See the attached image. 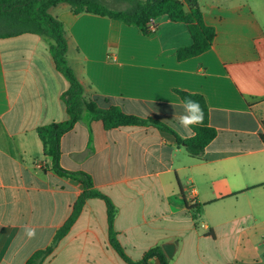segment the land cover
Instances as JSON below:
<instances>
[{
	"label": "crops",
	"instance_id": "0c3cea01",
	"mask_svg": "<svg viewBox=\"0 0 264 264\" xmlns=\"http://www.w3.org/2000/svg\"><path fill=\"white\" fill-rule=\"evenodd\" d=\"M199 2L217 37L210 51L182 62L176 51L192 37L167 17L150 36L85 13L65 29L68 63L102 109L118 106L188 139L193 132L181 135L173 118L183 112L174 90L203 95L218 135L202 159L154 126L107 130L85 113L61 140V165L89 174L112 200L118 239L134 261L178 242L171 264H264V0ZM52 45L35 34L0 37V264H26L50 246L83 192L52 170L37 133L69 118L62 95L70 84ZM44 264H127L110 244L103 200L87 201Z\"/></svg>",
	"mask_w": 264,
	"mask_h": 264
},
{
	"label": "trees",
	"instance_id": "16d2710c",
	"mask_svg": "<svg viewBox=\"0 0 264 264\" xmlns=\"http://www.w3.org/2000/svg\"><path fill=\"white\" fill-rule=\"evenodd\" d=\"M129 7L125 10L111 9L103 0H0V37L10 38L24 34L45 36L53 41L50 48L57 70L68 80L69 89L63 93L62 100L66 104L68 120L54 122L39 127L37 133L44 146L45 158L51 159V168L59 176L79 182L83 192L74 204L73 212L68 221L61 227L50 246L37 251L26 264H44L59 243L70 233L80 217L86 203L91 199H101L106 203L109 241L112 248L127 264H150L152 259L160 264H171L162 247H155L145 253L139 261L128 256L118 239L115 228L117 210L112 200L104 193L95 189L92 177L83 172L72 173L61 165V140L82 120L85 113L101 121L107 130L131 126H154L171 133L179 146H184L187 154L196 160L202 159L208 145L217 137L218 132L210 124V109L206 98L197 93L183 90L174 92L184 101L191 98L198 101L204 111L202 124L192 126L193 136L184 139L167 124L154 120L143 119L126 114L118 106L102 109L97 101L87 100L85 87L77 78L67 60L68 40L65 25L51 13L60 4H68L75 15L92 14L119 21L127 26L136 27L143 35L150 36L155 31V21L167 17L174 23H184L192 37V43L176 51L178 61H186L198 57L211 50L217 31L206 24L199 0H120ZM264 129V120L262 121ZM264 142V133L260 135ZM197 221V217L194 216Z\"/></svg>",
	"mask_w": 264,
	"mask_h": 264
},
{
	"label": "clouds",
	"instance_id": "9594fccd",
	"mask_svg": "<svg viewBox=\"0 0 264 264\" xmlns=\"http://www.w3.org/2000/svg\"><path fill=\"white\" fill-rule=\"evenodd\" d=\"M172 106L175 109L176 105ZM181 107L183 108L182 114H180L178 118L174 114L173 118L177 119V123L179 125L177 131H180L182 129L183 131L181 132V135H184L185 133H189L192 131V126L203 123L204 111L201 108L200 103L191 98H185ZM150 110L157 111L154 108H151ZM21 228L28 239L36 238L35 228L29 227L27 225H22Z\"/></svg>",
	"mask_w": 264,
	"mask_h": 264
},
{
	"label": "rangeland",
	"instance_id": "374dc122",
	"mask_svg": "<svg viewBox=\"0 0 264 264\" xmlns=\"http://www.w3.org/2000/svg\"><path fill=\"white\" fill-rule=\"evenodd\" d=\"M105 2L106 5L109 6V8L111 9H117V10H125L127 9L129 6L124 3L121 2L120 0H103ZM217 2L220 3H240L243 0H215ZM206 2H202V4H205ZM67 5H61L57 8H54L52 10V14L54 17H57L58 19H60L66 27H69L70 24L74 21L75 15L73 12H71V10L69 9V7H65ZM264 243V240L261 242ZM260 248L263 249L262 244H260Z\"/></svg>",
	"mask_w": 264,
	"mask_h": 264
},
{
	"label": "water",
	"instance_id": "95a60500",
	"mask_svg": "<svg viewBox=\"0 0 264 264\" xmlns=\"http://www.w3.org/2000/svg\"><path fill=\"white\" fill-rule=\"evenodd\" d=\"M177 245L178 242L165 243L164 245H162V249L169 260L174 257Z\"/></svg>",
	"mask_w": 264,
	"mask_h": 264
}]
</instances>
